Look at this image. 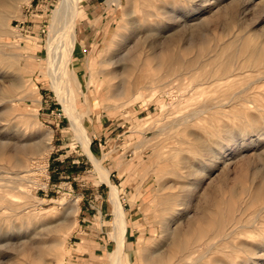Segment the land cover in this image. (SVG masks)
I'll use <instances>...</instances> for the list:
<instances>
[{
    "label": "rangeland",
    "instance_id": "1",
    "mask_svg": "<svg viewBox=\"0 0 264 264\" xmlns=\"http://www.w3.org/2000/svg\"><path fill=\"white\" fill-rule=\"evenodd\" d=\"M59 2L1 8L8 30L0 39V92L19 99L0 102V141L8 143L0 172L22 159L32 171L20 198L0 181V264H42L11 247L28 238L53 242L66 232L49 264H111L116 249L110 188L47 70ZM76 32L69 72L79 84L72 85L91 151L120 190L129 232L124 264H148L146 249L171 250L183 264L211 245L198 264H264V0H80ZM172 39L175 50L168 51ZM111 43L112 83L145 74L143 85L124 84L115 99L103 76ZM128 53L141 54L145 66L129 68ZM224 75L230 77L219 80ZM47 130L49 152L41 149ZM76 201L71 229L66 217ZM162 218L188 235L164 245Z\"/></svg>",
    "mask_w": 264,
    "mask_h": 264
},
{
    "label": "bare ground",
    "instance_id": "2",
    "mask_svg": "<svg viewBox=\"0 0 264 264\" xmlns=\"http://www.w3.org/2000/svg\"><path fill=\"white\" fill-rule=\"evenodd\" d=\"M30 1L31 0H0V39H1V35L5 33V30H8L7 23H6L8 19V15L1 8L8 4H11V5L26 4V3H29ZM79 2L80 0H61V2H59L60 3L59 6L53 10L51 24L49 25V39L47 41V60H48L47 70L51 74V77L53 79V86L57 92V95L60 101L63 103L65 107L66 114L70 120L71 126L73 130L75 131V134L78 140L81 142L85 153L97 166V169L100 173L102 180L106 182L110 188V198H111V202L113 205V212L115 215L114 226L116 229L113 235V238L116 242V249L111 254V264H124L125 253H126L127 216H126L123 204L121 202L120 190L116 185H114L111 182L108 169L102 165L101 160H99L90 150V141H89L88 133L82 122V116L77 108V96H76L75 90L72 85L74 82L78 86L79 84H78L76 75L74 73L71 74L69 72V68L72 63V59H73V55L76 49V44H77V39H78L76 29H77ZM114 46H117V44L113 45V43H111L108 48L109 57L108 59L104 61L107 67L103 70V76L106 77L107 80L109 81V87H110V93H111L110 97L113 99L125 93L124 84L133 85L134 84L133 80H136L138 83L137 85L139 84L143 85V80L139 81L140 80L139 76H141L142 78L145 77V74L142 71L140 73L141 75L135 76L133 80H130L127 83L125 82L123 85L122 84L117 85L114 82L112 83V81L116 77L115 69L110 68L111 66L114 65V61H113L114 54L117 51L116 47ZM167 49L168 51L175 50V40L172 39L169 41L167 45ZM137 50L139 51V47ZM125 56H126L125 59L129 61L130 63L129 68H132V67L134 68L136 66H140L141 68L145 66V60H144V57L141 56V54L136 55L134 57L130 53H128ZM154 57L157 60L159 59L158 55ZM14 58H16L15 55H14ZM134 59L137 60V63L135 65L132 63L133 61H135ZM172 61L174 62L175 60H172ZM18 62L20 61H17V60L14 61L15 64H17ZM229 77L230 75H224V76L219 77V80L228 79ZM15 85L17 84H13L14 88L16 87ZM18 99L19 98H16L13 92L11 91L6 92L5 90L4 91L2 90L0 92V102H2V104H4L3 102H8L7 104H9L10 102L14 103V102H17ZM194 117L195 116H193V118ZM167 128L168 126L160 130L164 131V130H167ZM51 137H52L51 130H47L43 136V140L45 141L44 147H42L41 149L47 150L48 152L51 151V148H52ZM39 149L35 150L34 148L32 149L31 153L32 154L36 152L40 153ZM7 150H8V143L0 141V155L3 153H6ZM12 164H13V167H15V169L10 170V171H1L0 174L5 173L7 176H5L4 179L0 178V181L5 180L9 182L10 187L15 190V194H13V196L20 198L21 197L20 195L28 194L25 188H23L22 181L26 179V177L28 176L29 172L32 171V169L30 168V165L27 159L16 160ZM78 210H79V207L76 201L71 205L70 210L67 213L66 218L67 219L70 218L69 220L72 221L71 226H70L71 229H73L77 225L76 216H77ZM66 221L67 220L65 219L63 222H66ZM170 222L171 221L168 220L167 218H162L159 224L161 228V235L163 236L162 238L166 240V241L164 240L163 244L167 245L169 243V245L174 246L178 243V241L181 239L182 236L188 235L189 231L187 230L183 233L181 231H174L171 228ZM67 234H69V232H66L65 235L59 237L53 242H46L43 240H35V238L34 239L28 238L27 240H23L20 244L12 246L11 249L14 251V255H23V254L29 255L33 257L35 261L39 263L49 264V262L47 261V257L49 255L54 256L60 249L63 248L64 242L67 238ZM206 238H205V241H206ZM196 244L197 243L193 245L192 244L187 245L186 251H184L185 252L184 255H187V256L192 255V253H194V251L196 250ZM213 248L214 247H212L211 245L206 253L212 252ZM206 249L204 251H206ZM206 253L196 257L195 259H190L189 261L183 264H198L205 257ZM142 255H143L142 260L148 264H160V263L162 264H181V258L174 259V257L171 256L172 255L171 250L169 251L167 250V252L159 253L158 251H155V250L146 249L145 253Z\"/></svg>",
    "mask_w": 264,
    "mask_h": 264
},
{
    "label": "crops",
    "instance_id": "3",
    "mask_svg": "<svg viewBox=\"0 0 264 264\" xmlns=\"http://www.w3.org/2000/svg\"><path fill=\"white\" fill-rule=\"evenodd\" d=\"M90 150H91V142H90ZM92 161V160H91ZM93 162V161H92ZM94 163V162H93ZM136 196L135 194H133V197ZM132 197V199H133ZM128 230H129V225H128ZM129 235V232H127V236ZM127 236H126V239H127ZM130 239V237H129ZM127 242V241H126ZM126 251H127V246H126ZM129 257V256H128Z\"/></svg>",
    "mask_w": 264,
    "mask_h": 264
}]
</instances>
